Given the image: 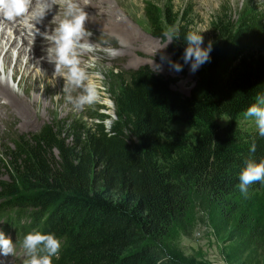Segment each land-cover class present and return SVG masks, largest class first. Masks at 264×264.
I'll use <instances>...</instances> for the list:
<instances>
[{"label":"trees","instance_id":"16d2710c","mask_svg":"<svg viewBox=\"0 0 264 264\" xmlns=\"http://www.w3.org/2000/svg\"><path fill=\"white\" fill-rule=\"evenodd\" d=\"M144 11L151 33L163 38L178 30L173 53L184 51L183 35L192 29L186 15L155 0H145ZM258 31L252 17L235 20L223 11L203 36V47L213 42L210 60L188 94L174 87L175 79L141 65L116 75L110 127L100 105L91 123H46L14 137L0 153L6 229L15 227L21 237L33 228L54 233L61 249L53 264H184L163 239L186 217L191 191L220 201L239 196L246 162L264 159V137L239 124L264 94ZM174 122L193 133L171 128Z\"/></svg>","mask_w":264,"mask_h":264},{"label":"rangeland","instance_id":"374dc122","mask_svg":"<svg viewBox=\"0 0 264 264\" xmlns=\"http://www.w3.org/2000/svg\"><path fill=\"white\" fill-rule=\"evenodd\" d=\"M155 1L160 5L169 4L175 11L185 14L191 22L192 29L197 27L208 29L202 36L210 34L211 22L216 16L228 11L235 20L245 16L252 17L259 27L258 32L264 38V4H260L258 0H243V6L237 8L231 7L229 0H221L220 8L211 14L205 7L209 0ZM144 2L145 0H84L89 10L101 18L98 23L88 27L92 32L90 40L98 45L99 51L85 54L86 56L82 58L83 60L86 58L84 60L86 63L97 65L96 70L89 69V77L97 84L101 100L81 111L74 110L67 102L62 91L65 83L63 77L52 71L48 73L46 67L41 65L38 68L41 69L39 72L34 71L38 79L48 78L46 81L50 79L55 85L50 87L48 83L44 90L39 88L23 92L19 83L23 80L24 74L18 72L14 75L12 71L18 68L20 63L16 57V50L11 51L13 54L6 69L1 56L0 63L6 77L3 84L8 85L17 97L9 90L4 92L8 97L7 104L0 106V153L4 151L5 145L13 144L12 140L18 134L37 132L46 123H53L58 127H64L72 119L91 123L90 116L100 105L106 107L100 111L111 116L106 121V125L110 127L116 120L112 97L117 83L116 75L118 73L128 75L141 65H150L153 68L152 61L159 64L161 54L170 56L176 62L182 60L183 72L171 71L167 63L163 64V70L160 72L176 80L174 85L176 89L186 94L190 92L198 70L195 73L190 72V66L183 62V51L177 55L173 53V41L169 42L168 39L171 36L170 30H167L168 35L163 38L151 33L145 16ZM61 17L62 15L58 14L57 18ZM105 20L109 22V26L98 32L96 30L98 24H105ZM16 22L10 24L14 23L16 27L22 25L20 21ZM7 24L9 26L8 22L4 25ZM42 26L39 28L44 32ZM47 45L49 44H45ZM7 46L4 47V52L10 51ZM104 48L116 49L118 54L110 57L102 51ZM157 48L162 49L155 53ZM31 63L33 67V58ZM21 65L25 68L24 60L21 61ZM44 73L48 76H44ZM28 83L26 79L24 84ZM1 87L5 91L4 86ZM226 122L225 118L221 120L222 124ZM239 124L246 130H257L252 118L243 117ZM170 127L193 133L190 126L181 122L171 123ZM1 173H4L3 169H0ZM163 245L172 257L184 264H264V183L247 195L230 196L225 201L215 200L201 191L192 190L186 217L174 221L163 239Z\"/></svg>","mask_w":264,"mask_h":264},{"label":"clouds","instance_id":"9594fccd","mask_svg":"<svg viewBox=\"0 0 264 264\" xmlns=\"http://www.w3.org/2000/svg\"><path fill=\"white\" fill-rule=\"evenodd\" d=\"M258 2L264 4V0ZM229 3L233 8L243 6V0H229ZM54 6L63 9L62 17L57 18L56 14L53 15L51 23L54 27L40 32L37 24L44 21ZM220 6L221 0H209L205 4L210 14ZM87 20L88 13L85 7H81L79 0H0V27H3L5 22L20 21L34 30L35 35L38 33L48 42L50 47L47 49V60L54 65V73L63 77L65 83L62 91L67 102L76 111L95 105L101 100L97 84L89 77V69L95 65L86 63L82 59L85 54H92L98 50V45L90 40L92 32L85 27ZM207 30L197 27L183 35L186 47L182 59L184 64L190 66L191 73H195L210 60L213 42L210 40L207 47L202 46L204 44L202 33ZM180 38L181 34L178 30L168 37L169 42ZM159 49L162 48H157L155 53ZM102 51L110 57L118 54L117 50L112 48H104ZM160 61L159 64L152 61L153 70L157 73L163 70L164 63L176 73L183 70V65L173 61L168 55L161 54ZM3 73V65L0 63V83L6 82ZM254 99L255 102L247 108L245 116L254 119L258 134L264 137V94H258ZM255 150L256 146L253 144L250 151L254 153ZM256 182L264 183V159L258 162L250 158L240 172V192L247 195L249 187ZM21 246L26 257L23 264H53V257L59 256L61 241L54 233H44L40 229L33 228L24 235ZM0 254L4 257L15 255L14 242L2 230H0Z\"/></svg>","mask_w":264,"mask_h":264},{"label":"bare ground","instance_id":"6f19581e","mask_svg":"<svg viewBox=\"0 0 264 264\" xmlns=\"http://www.w3.org/2000/svg\"><path fill=\"white\" fill-rule=\"evenodd\" d=\"M79 3L81 5V7H85V11L88 13V20L85 23V27L88 30L89 26L93 25L94 23L95 24L98 23L101 20V18L98 17L97 15H94L89 10V8L84 4V0H79ZM62 10L63 9H61V8L60 9L53 8V10L47 14L44 21L40 24L41 26H42V24H45V26L44 25L42 26L44 31L51 30V28L54 27V25L51 23V18L55 14L57 17H58V14L62 15L63 14ZM105 22H106L105 24H100V23L98 24L99 26L96 29L98 32L102 31L103 27L107 28L109 26V24H108L109 22L106 20H105ZM16 24H17V22H16ZM97 31H96V33H97ZM132 31L134 32L133 29H132ZM107 34H109V33H107ZM125 35H126V33H125ZM32 41H34V42H32ZM47 43L48 42L46 40H44L41 35H38V33L36 35H35V33L28 35L27 33L22 32L21 29H18L16 27V25L10 24V26H8V24H7V26L3 25V27H0V58L2 56V59L4 62V68L6 69L7 65L10 63V59L12 57L13 50H16V57H17V60L20 61V63H18L19 67L14 68L12 71H13L14 75H16V73H18V72H22L24 74L23 80L19 83L20 88L23 90V92H26V91L31 90V89L33 90V89H39V88L41 90L42 89L44 90V88L46 87V84L48 85V83H50V87L51 86L53 87L55 85V83L50 79L47 82L46 79H48V78H41L39 80L37 73L34 72L36 70L39 72L41 69L39 70L38 68H40L41 65L42 66L44 65L46 67L45 69L48 73L51 71L54 73V65L52 63H49L47 60V49L50 46V45L45 46V44H47ZM7 45L9 46L10 51L7 50L4 52V47ZM27 55H28V57H26ZM32 58L34 61L33 67H32V63H31ZM22 60H24L26 63V66L24 65L25 68L22 67V65H21ZM20 68H21V71H19ZM96 69H97V65L95 67L91 68L90 70H96ZM44 76H48V74L44 73ZM26 79H27V82H29L30 84L29 83H28V85L24 84ZM1 86H4L5 91ZM8 90L10 93H13V91L9 88L8 85L0 83V106H4L7 104L8 95L6 96V94H4V92H7ZM13 94L17 97L16 93H13ZM15 96H14V98H15Z\"/></svg>","mask_w":264,"mask_h":264}]
</instances>
